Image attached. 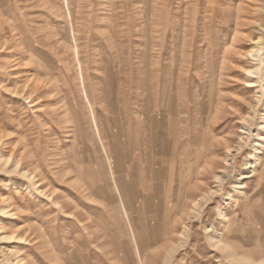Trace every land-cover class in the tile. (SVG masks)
I'll use <instances>...</instances> for the list:
<instances>
[{
	"label": "rangeland",
	"instance_id": "obj_1",
	"mask_svg": "<svg viewBox=\"0 0 264 264\" xmlns=\"http://www.w3.org/2000/svg\"><path fill=\"white\" fill-rule=\"evenodd\" d=\"M263 59L264 0H0V264H264Z\"/></svg>",
	"mask_w": 264,
	"mask_h": 264
},
{
	"label": "bare ground",
	"instance_id": "obj_2",
	"mask_svg": "<svg viewBox=\"0 0 264 264\" xmlns=\"http://www.w3.org/2000/svg\"><path fill=\"white\" fill-rule=\"evenodd\" d=\"M259 53H260V50H257V49H253L250 51V54L253 56V57H258L259 56ZM264 60V59H263ZM259 68L255 69L253 72L251 73H254V74H257L259 73ZM263 78V77H262ZM237 258V257H236ZM246 258V257H245ZM247 259V258H246ZM241 261V260H239ZM243 261V260H242ZM248 261V260H247ZM244 262V261H243ZM21 262L19 261L17 264H20ZM255 264V263H254Z\"/></svg>",
	"mask_w": 264,
	"mask_h": 264
}]
</instances>
